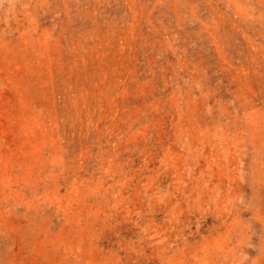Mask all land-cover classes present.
Wrapping results in <instances>:
<instances>
[{
  "label": "rangeland",
  "instance_id": "obj_1",
  "mask_svg": "<svg viewBox=\"0 0 264 264\" xmlns=\"http://www.w3.org/2000/svg\"><path fill=\"white\" fill-rule=\"evenodd\" d=\"M0 264H264V0H0Z\"/></svg>",
  "mask_w": 264,
  "mask_h": 264
}]
</instances>
